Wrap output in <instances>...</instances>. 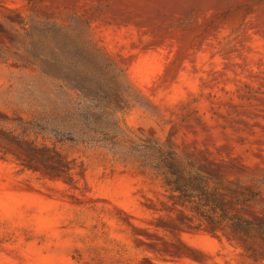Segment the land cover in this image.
I'll use <instances>...</instances> for the list:
<instances>
[{
  "label": "rangeland",
  "instance_id": "obj_1",
  "mask_svg": "<svg viewBox=\"0 0 264 264\" xmlns=\"http://www.w3.org/2000/svg\"><path fill=\"white\" fill-rule=\"evenodd\" d=\"M39 22L69 24L120 69L130 103L111 121L226 183L264 176V0H0V264H264V240L239 245L199 227L159 177L117 159L115 148L144 153L120 126L115 147L56 143L71 180L23 162L30 143L40 155L53 143L18 142L20 118L52 111L46 90L62 96L21 61ZM66 56L68 71L106 79Z\"/></svg>",
  "mask_w": 264,
  "mask_h": 264
},
{
  "label": "trees",
  "instance_id": "obj_2",
  "mask_svg": "<svg viewBox=\"0 0 264 264\" xmlns=\"http://www.w3.org/2000/svg\"><path fill=\"white\" fill-rule=\"evenodd\" d=\"M26 38L29 58L21 61L38 66L40 77L50 79L54 91L58 90L62 96L51 99L53 90H46L52 111H38L28 119L20 118L13 130L17 134L12 135L20 143L31 134L51 140L52 146L42 142L45 150L42 155L36 152L37 145L30 143L23 162L52 165V177L71 180V168L59 154L56 143L119 145L118 138L114 142L108 138L115 132L120 134L119 122L111 121V116L129 107L130 92L126 91L121 71L109 55L91 40L72 34L69 24H29ZM67 53L86 61L90 72L95 71L106 79H93L89 72L77 67L73 72L68 71L69 66L63 63L70 60ZM144 141L141 145L144 153L136 159L123 156L116 148L113 154L123 163L148 169L159 177L166 190L188 207L189 217L197 220L199 227L207 225L239 245L247 238L264 240V202L257 201L258 197H264V176L241 172L235 180L226 183L182 158L171 146L157 140ZM85 169L81 164L80 171ZM245 210L252 214H245Z\"/></svg>",
  "mask_w": 264,
  "mask_h": 264
},
{
  "label": "water",
  "instance_id": "obj_3",
  "mask_svg": "<svg viewBox=\"0 0 264 264\" xmlns=\"http://www.w3.org/2000/svg\"><path fill=\"white\" fill-rule=\"evenodd\" d=\"M119 126L124 130V132H126V134H128L133 139H135V140H137L139 142H142V143H146L143 139L139 138L134 133H132L131 131H129L122 123L119 122Z\"/></svg>",
  "mask_w": 264,
  "mask_h": 264
}]
</instances>
